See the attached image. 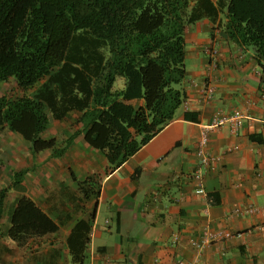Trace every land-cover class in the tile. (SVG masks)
I'll use <instances>...</instances> for the list:
<instances>
[{
	"label": "crops",
	"instance_id": "crops-1",
	"mask_svg": "<svg viewBox=\"0 0 264 264\" xmlns=\"http://www.w3.org/2000/svg\"><path fill=\"white\" fill-rule=\"evenodd\" d=\"M185 43L188 110L182 106L174 121L113 172L89 161L82 140L72 142L61 157L70 166L69 178L59 173L60 167L50 168L56 174L48 187L34 180L28 185L40 164L51 160L50 152L33 154L22 137L0 129V191H6L0 264H71L67 237L75 222L92 213L87 264H264V71L250 51L207 21L189 27ZM211 52H216L215 67ZM209 80L215 91L207 102L202 92ZM18 95L13 80L0 83V97ZM235 110L245 117L241 129L236 135L226 126L208 133L210 154L222 160L214 171L203 170L202 181L196 182V148L203 128L217 113ZM186 112L196 114L197 122L186 120ZM76 118L51 121V138L58 143L70 138ZM252 135L261 143L250 141ZM20 171L27 174L18 192L10 185L13 173ZM92 176L97 194L86 201L78 183ZM200 188L203 194L197 193ZM20 196L46 213L58 232L23 247L11 242L6 232ZM205 230L227 231L233 237L197 251L191 241Z\"/></svg>",
	"mask_w": 264,
	"mask_h": 264
},
{
	"label": "trees",
	"instance_id": "trees-1",
	"mask_svg": "<svg viewBox=\"0 0 264 264\" xmlns=\"http://www.w3.org/2000/svg\"><path fill=\"white\" fill-rule=\"evenodd\" d=\"M201 21L250 51L264 71V0H0V83L11 79L20 92L0 97V129L51 158L63 157L82 137L102 153L106 173L115 171L187 102L185 32ZM74 114L70 138H42L51 121L64 123ZM184 118L197 122L194 113ZM250 141L261 143L254 135ZM26 174L14 172L10 188L21 192ZM94 180L78 183L86 201L97 194ZM93 221L94 213L72 226L66 240L71 264H87ZM58 230L20 196L6 234L23 247Z\"/></svg>",
	"mask_w": 264,
	"mask_h": 264
},
{
	"label": "built area",
	"instance_id": "built-area-1",
	"mask_svg": "<svg viewBox=\"0 0 264 264\" xmlns=\"http://www.w3.org/2000/svg\"><path fill=\"white\" fill-rule=\"evenodd\" d=\"M212 55V67H215L216 63V52H211ZM215 86L212 81L206 82L204 85V89L202 92L203 99L207 102H209L214 94ZM183 107L185 110H188V103L185 102L183 104ZM244 114L238 110H235L229 114H221L217 113L214 118L212 119L209 126L203 128L201 135L199 137L197 148H196V155L199 159L200 165L198 169L194 172L193 178L196 182H201L203 178V170L208 171H214L216 166L220 163L222 160L221 156H212L209 152L208 146H209V138L208 133L211 131H217L220 128L228 127L232 135H236L239 130L242 127V122L244 120ZM198 194H203V190L200 188L197 191ZM249 211L253 212L254 209L252 207L249 208ZM233 237V234L227 231H217L212 232L209 230H205L202 236L199 238V240H192L191 246L197 250L201 251L208 245L223 241V240H229ZM175 241H177V238H175ZM174 264H181L179 262H175Z\"/></svg>",
	"mask_w": 264,
	"mask_h": 264
},
{
	"label": "rangeland",
	"instance_id": "rangeland-1",
	"mask_svg": "<svg viewBox=\"0 0 264 264\" xmlns=\"http://www.w3.org/2000/svg\"><path fill=\"white\" fill-rule=\"evenodd\" d=\"M119 84H120V82H118V85ZM43 136H44V137H42L43 139H50L51 138V131L47 129L43 133ZM79 141H82V139H80L78 141L74 140L73 144H75ZM86 153H87V157H89V161L92 160L94 163V166L96 168L107 166V163L105 161L104 156L99 151L86 147ZM41 157H42V155H41ZM50 159H51L50 161H46V162L40 164V167L37 170V173L33 175V179L29 180L28 185H32V182L34 180V181H38V183H40L41 186H43V187L47 186L48 187L51 184V181H52V179H54L55 174H56V173H54V175L50 174L49 173L50 168L60 167L62 169V171H60L59 173H62L63 175L67 174V176L69 178L70 173H69L68 169H70V166H67L66 162L63 161L61 157L60 158H50ZM56 172H58V171H56Z\"/></svg>",
	"mask_w": 264,
	"mask_h": 264
}]
</instances>
